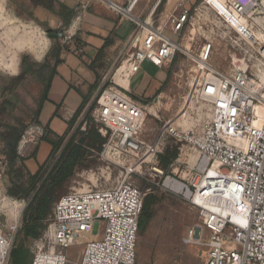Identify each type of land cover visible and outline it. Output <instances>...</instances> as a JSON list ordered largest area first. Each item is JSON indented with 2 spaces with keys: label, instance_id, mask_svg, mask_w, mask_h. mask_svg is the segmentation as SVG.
Here are the masks:
<instances>
[{
  "label": "built area",
  "instance_id": "1",
  "mask_svg": "<svg viewBox=\"0 0 264 264\" xmlns=\"http://www.w3.org/2000/svg\"><path fill=\"white\" fill-rule=\"evenodd\" d=\"M123 1L122 8L108 3L135 25V32L125 43L116 72L120 71L121 78L126 80L136 75L144 63L164 69L182 53L180 44L164 32L165 27L160 23L154 26L151 17L139 19L131 15L139 0ZM183 1L187 0L177 4L181 12L175 13L176 8L167 20L175 37L180 36L191 19L189 11L182 8ZM202 1L235 29L212 1ZM224 2L229 10L245 14L256 8L259 0ZM88 6L89 0L79 4L76 21ZM244 32L247 35H241L242 38L264 66V40H255L253 34ZM63 37L66 41L72 38ZM210 50L211 45H204L198 59L205 63ZM209 69L215 84L209 102V120L203 126L185 130L166 123L161 132L166 139L195 152L197 163L185 180L166 176L161 184H152L164 193L180 195L197 211L198 223L189 230L184 242L204 248L202 264H264V70L250 76L241 66H234L230 74ZM111 84L95 97V121L102 126L103 134H109L103 150L113 146L137 156L151 149L156 160L161 153L160 142L150 148L138 139L145 121L144 107L118 90L119 85ZM45 134L40 125L28 126L17 151L35 146ZM5 169L6 162L2 159L0 193ZM154 171L162 174L160 170ZM131 173L126 172L121 182L107 190L61 196L53 206L45 230L30 245L31 264H68L66 250L75 245L82 248L73 264H136L138 220L144 193L126 181ZM12 201L15 204L22 201V209L27 205L24 200ZM20 227L19 215L18 222L11 227L12 233L6 236L0 220V264H9Z\"/></svg>",
  "mask_w": 264,
  "mask_h": 264
},
{
  "label": "rangeland",
  "instance_id": "2",
  "mask_svg": "<svg viewBox=\"0 0 264 264\" xmlns=\"http://www.w3.org/2000/svg\"><path fill=\"white\" fill-rule=\"evenodd\" d=\"M177 1L174 0V3H170L168 7V0H160V15L163 13L160 24L167 14H169L168 20ZM183 2L185 9L187 5H191L188 1ZM193 7L188 8L191 19L181 36L172 37L180 44L182 53H178L162 70L145 66L142 73L135 75L131 81L134 91L131 89L129 93H126L128 97L145 108V121L138 139L153 148L160 136V155L166 150L175 149L177 150L176 159L166 169H162L158 156L155 160L151 149H146L136 156L110 146L101 153H94L88 157L60 192L63 196L73 192L107 190L121 182L129 171L132 173L126 181L141 192L144 194L151 191L159 192L160 201L153 206L152 219L144 231L138 232L137 235L136 264L203 263L204 248L184 242L189 230L198 223L197 211L185 203L180 195L164 193L152 184H161L166 176L185 180L191 167L197 163V154L189 150L187 146H181L166 139L165 135L161 134L162 128L166 123L184 130L198 128L209 120V102L215 85L209 67L221 73L230 74L234 66H241L250 76H256L264 70V66L255 59L252 49L245 43L238 30L233 29L217 11L202 0H196ZM232 13L241 19L247 18L248 23L252 24V31L255 35L257 33L256 37L264 34V0H259L258 6L248 10L244 15L234 11ZM32 17L28 7L24 5V0H0V65L18 66V71L13 75L0 73V85L3 84L2 79H13L22 74L24 64L34 66L46 63L47 54L54 41L61 45L69 42L63 35L58 39L49 38V34ZM254 19H258V23ZM158 24L155 22L154 26ZM163 27L170 30L168 21H165ZM51 31L50 34L58 35L61 34L62 28ZM208 44L211 45V50L206 62L202 63L198 58L202 47ZM75 56L79 55L75 54ZM118 65L119 63L107 75L101 90L112 85V73H115ZM140 76H142L141 81ZM116 78L117 81L122 80L121 82L126 85L127 80L117 75ZM47 79L48 71L46 70L33 76L25 74L23 83L17 87L15 93L16 109H13L10 115H0L1 122L13 123L14 119H19L28 126L35 125L45 103L43 90ZM165 79L166 83L160 96L156 92V87L148 88L149 84H158L159 81L161 86ZM98 93L99 91L90 99L87 107L95 100ZM78 100H80L78 96H69L66 103L73 105ZM52 111L51 106H45L41 118H48ZM154 113L156 118L151 115ZM95 116L96 107L91 112V118L94 121ZM82 118L81 116L74 123L72 132L78 127ZM95 123L100 125L96 121ZM48 157L45 159L47 160ZM56 158L57 155L52 158L51 163ZM154 169L160 170L162 174L155 173ZM0 194L2 233L7 236L12 233L11 227L18 222L19 215L22 223V212L25 208L22 209L18 203L15 204L13 199L5 195L4 187ZM83 242L86 243V241ZM81 248L80 245H75L66 250L68 264L78 261Z\"/></svg>",
  "mask_w": 264,
  "mask_h": 264
},
{
  "label": "crops",
  "instance_id": "3",
  "mask_svg": "<svg viewBox=\"0 0 264 264\" xmlns=\"http://www.w3.org/2000/svg\"><path fill=\"white\" fill-rule=\"evenodd\" d=\"M82 1L84 0H44V6H42L34 5L30 0H24V5L28 7V11L35 19L46 24L51 30L62 28L63 36L72 37L66 44L67 49L61 53V63L56 68V75L51 81L47 99L36 123L45 129L47 138L52 141H57L68 131L67 123L81 105L82 97L89 96L91 99L96 92L101 90L103 81L111 73L112 68L119 63L120 57L125 52V43L135 32V25L116 12L108 3L111 2L122 8L124 6L123 0H89L88 8L76 21L75 10ZM179 1L181 0L175 3L174 10H176ZM187 1L191 5H187L185 9L184 2H182L184 10L192 8L196 0ZM170 3H174V0H168V7H170ZM181 10L177 8L175 13H179ZM131 15L139 19L151 17L155 22L160 23L163 15V13L160 15V0H139ZM168 15H165V20L161 21V26L167 21ZM242 20L252 30V24L248 23L247 18ZM254 20L258 23V19ZM164 32L171 38L175 37L166 28ZM253 35L256 39L257 37L264 39V34L256 37L257 33L255 35L253 31ZM75 54L79 56L76 57ZM145 66L158 69L144 63L137 74L142 73ZM116 75L122 76L120 71L116 72L115 70V73H112L111 83L114 82L119 85L125 93H129L131 89L134 91V86L131 87V81L135 75L126 79V85L121 82L122 80L117 81ZM77 79L79 80L75 83ZM141 80L142 76H140ZM78 85L80 86L78 87ZM154 87L160 96V81L158 84L148 85L149 89ZM69 96H78L80 100L73 105H67ZM47 105L52 107V114L48 118H41L43 109ZM151 115L156 118L155 113ZM71 133L72 129L69 135ZM156 142H160V136ZM51 149L49 144L40 140L35 146H28L24 151L17 152L25 159L24 165L28 172L34 174L38 170V166L45 162V157H48ZM41 153L42 158H40Z\"/></svg>",
  "mask_w": 264,
  "mask_h": 264
},
{
  "label": "trees",
  "instance_id": "4",
  "mask_svg": "<svg viewBox=\"0 0 264 264\" xmlns=\"http://www.w3.org/2000/svg\"><path fill=\"white\" fill-rule=\"evenodd\" d=\"M34 5L44 6V0H30ZM48 34L50 28L32 17ZM66 45L54 41L47 57L46 63L34 65L42 66L48 71L47 83L43 90V100L46 101L47 93L56 68L61 63V53L66 50ZM93 65V64H92ZM25 78V73L13 79H2L0 85V115H10L16 109V90ZM166 79L160 86V92L165 86ZM92 91V90H91ZM90 91V93H91ZM89 96L82 97V103L75 111L71 120L67 123L68 131L57 141L47 138L46 134L41 140L48 142L52 147L51 153L38 170L31 174L24 165L25 159L17 152V146L28 124L19 119L13 123H4L0 120V158L6 162L3 175V187L5 195L11 199L27 202L22 212L21 227L16 233L11 251L9 264H31V243L39 238L46 228L47 221L57 200L61 197L62 187L71 180L80 165L92 154H99L108 139V132L103 134L102 126L91 118V112L96 107L95 100L88 106ZM87 107V109H86ZM38 115V114H37ZM83 117L78 127L69 135L74 123ZM37 123V122H35ZM84 127V129H82ZM57 155L55 161L52 158ZM177 157V150L165 151L158 155L160 167L167 166ZM159 192L151 191L144 194L141 213L138 220V232H143L148 222L153 217V206L160 201Z\"/></svg>",
  "mask_w": 264,
  "mask_h": 264
},
{
  "label": "bare ground",
  "instance_id": "5",
  "mask_svg": "<svg viewBox=\"0 0 264 264\" xmlns=\"http://www.w3.org/2000/svg\"><path fill=\"white\" fill-rule=\"evenodd\" d=\"M207 1H212L217 6L220 13L225 15V17H227L228 22H230L238 30V32L242 36L247 35L246 32H244V30L245 31L247 30V32L249 34H253V31L246 25V23H244V21L240 17L236 16L234 13H232L231 10H229L225 6L224 0H207ZM241 15H244V14H241ZM255 40H256V38H255ZM261 40H264V39H261ZM205 48H204V51L201 55V58L203 57V55L205 53ZM199 61L202 62L200 59H199ZM202 63H204V62H202ZM180 189H181V186L178 188V192Z\"/></svg>",
  "mask_w": 264,
  "mask_h": 264
},
{
  "label": "clouds",
  "instance_id": "6",
  "mask_svg": "<svg viewBox=\"0 0 264 264\" xmlns=\"http://www.w3.org/2000/svg\"><path fill=\"white\" fill-rule=\"evenodd\" d=\"M36 59H40V57H35ZM18 71V66L17 67H8V66H3L0 65V73H5L9 75L15 74V72ZM21 207H23V202H17Z\"/></svg>",
  "mask_w": 264,
  "mask_h": 264
},
{
  "label": "flooded vegetation",
  "instance_id": "7",
  "mask_svg": "<svg viewBox=\"0 0 264 264\" xmlns=\"http://www.w3.org/2000/svg\"><path fill=\"white\" fill-rule=\"evenodd\" d=\"M24 67H27V69H24ZM42 70H43L42 66L34 67V66L29 65V64L23 65V72L29 76L36 75Z\"/></svg>",
  "mask_w": 264,
  "mask_h": 264
},
{
  "label": "water",
  "instance_id": "8",
  "mask_svg": "<svg viewBox=\"0 0 264 264\" xmlns=\"http://www.w3.org/2000/svg\"><path fill=\"white\" fill-rule=\"evenodd\" d=\"M62 36V33L61 34H49L48 37L51 38V39H58ZM24 69H27V67H24Z\"/></svg>",
  "mask_w": 264,
  "mask_h": 264
}]
</instances>
